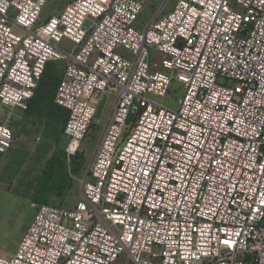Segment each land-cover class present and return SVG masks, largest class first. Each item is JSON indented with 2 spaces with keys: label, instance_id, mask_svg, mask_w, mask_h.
Returning <instances> with one entry per match:
<instances>
[{
  "label": "built area",
  "instance_id": "2783aa9c",
  "mask_svg": "<svg viewBox=\"0 0 264 264\" xmlns=\"http://www.w3.org/2000/svg\"><path fill=\"white\" fill-rule=\"evenodd\" d=\"M49 2L0 0V152L50 62L67 60L68 160L99 98L115 102L82 200L37 206L0 264H264V0H177L143 31L142 0H73L44 20ZM174 82L171 109L154 98Z\"/></svg>",
  "mask_w": 264,
  "mask_h": 264
},
{
  "label": "rangeland",
  "instance_id": "374dc122",
  "mask_svg": "<svg viewBox=\"0 0 264 264\" xmlns=\"http://www.w3.org/2000/svg\"><path fill=\"white\" fill-rule=\"evenodd\" d=\"M71 1L50 0L44 12V20L59 14L63 7ZM142 1L144 3L143 11L133 25L139 31H143L147 24L162 9H164L163 14L171 12L177 2V0H171L166 5L167 0ZM235 1L230 0V3L234 4ZM60 48L63 51L74 52V48L68 40H64L60 44ZM116 52L129 60L133 59L132 54H129L122 47L117 48ZM158 59L156 57V60ZM66 67V59L53 62L48 66L45 80L51 85L48 90L41 91V95L44 96L49 93L48 95L54 98L50 99V105L44 112L36 117L27 118V120L21 118V122L16 116L13 117L12 127L17 137L15 149L12 151L13 154L11 153L14 156L13 162L10 164L11 155L4 158L1 157L0 161V258H9L15 254L21 239L33 222L37 206H39V204L34 203L31 196L34 180L36 181L35 178L38 177L40 168L44 165L39 162L41 153H38L37 150L42 147L45 149L49 148L53 151L52 153L61 152L67 145L68 139L63 134L65 113L57 111L55 107L56 90L53 91V85L59 84L64 76ZM183 93V85L174 82L166 98L163 100L154 99L162 101L164 106L168 108L176 109L177 100L182 97ZM97 102L98 114L95 125L90 129L81 146L84 165L77 173H73L71 161L63 157L64 176L67 180L68 188L62 194H53L48 204L41 205L74 208L82 200V181L101 143L105 126L114 106L115 96L108 94L100 97ZM5 118L6 115L1 112L0 123ZM37 137H42V142H38ZM32 167L37 169H33V172L28 173L27 170H31Z\"/></svg>",
  "mask_w": 264,
  "mask_h": 264
},
{
  "label": "trees",
  "instance_id": "16d2710c",
  "mask_svg": "<svg viewBox=\"0 0 264 264\" xmlns=\"http://www.w3.org/2000/svg\"><path fill=\"white\" fill-rule=\"evenodd\" d=\"M73 1V0H72ZM53 63L50 62L46 70L43 74V77L41 81L38 84V87L35 91L34 97L29 101L28 103V108L27 110L24 111L23 114V119L27 120V118H33L41 114L42 112L45 111V109L50 105V99L54 98L47 93L46 95L42 96L41 91L48 90L51 84L47 83L45 80V73H47L48 66ZM62 80V79H61ZM60 84V82H59ZM58 83L53 85V91L56 90L59 86ZM57 85V86H56ZM40 90V91H39ZM56 95V92H55ZM55 107L57 108V111H61L65 113V123L66 125L68 118H69V113L67 110L59 107L55 103ZM65 128V126H64ZM64 128H63V134H64ZM65 137V136H64ZM63 157L65 159V153H64V148L61 150V152H54L51 158L48 160L41 179L35 189V193L33 195V200L34 203L39 204H48L50 197L53 194H62L64 191L68 188L67 180L65 179L64 176V161ZM0 160H1V154H0ZM71 167H72V172L77 173L82 166L84 165V158L81 152L77 154L76 157L72 158L71 160ZM56 206V205H55Z\"/></svg>",
  "mask_w": 264,
  "mask_h": 264
},
{
  "label": "crops",
  "instance_id": "0c3cea01",
  "mask_svg": "<svg viewBox=\"0 0 264 264\" xmlns=\"http://www.w3.org/2000/svg\"><path fill=\"white\" fill-rule=\"evenodd\" d=\"M17 117V119L21 122V118L22 117H20V116H16ZM13 128V127H12ZM13 131H14V133H15V141H14V143H13V146H12V148L11 149H9L8 151H6V152H0V154H1V157H8V156H10L11 155V153H12V151H13V149H15V145H16V143H17V137H16V132H15V130L13 129ZM38 138V137H37ZM42 138V137H41ZM42 142V141H41ZM37 152L38 153H41V157H39V162H42V164H44L43 165V167L42 168H40V171H39V174H38V177L37 178H35L36 179V181L34 180V185H33V188H32V190H31V196L33 197V195H34V193H35V189H36V187H37V185H38V183H39V181H40V179H41V176H42V173H43V170H44V167H45V165H46V162H48V160L51 158V156H52V150H50L49 148L48 149H45V148H40V149H38L37 150ZM13 154V153H12ZM12 157L9 159V161H10V164L13 162V158H14V156L13 155H11ZM1 161V160H0ZM38 166V165H37ZM40 166H41V163H40ZM39 166V167H40ZM1 167V166H0ZM33 169H37L36 167L34 168V167H32V169L31 170H27L28 171V173H31V172H33ZM1 184V183H0Z\"/></svg>",
  "mask_w": 264,
  "mask_h": 264
}]
</instances>
